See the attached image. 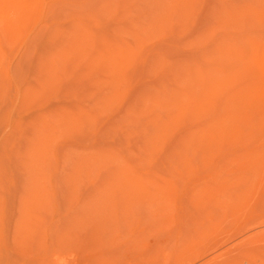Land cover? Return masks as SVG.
<instances>
[{
  "label": "rangeland",
  "instance_id": "obj_1",
  "mask_svg": "<svg viewBox=\"0 0 264 264\" xmlns=\"http://www.w3.org/2000/svg\"><path fill=\"white\" fill-rule=\"evenodd\" d=\"M189 258L264 264V0H0V264Z\"/></svg>",
  "mask_w": 264,
  "mask_h": 264
},
{
  "label": "bare ground",
  "instance_id": "obj_2",
  "mask_svg": "<svg viewBox=\"0 0 264 264\" xmlns=\"http://www.w3.org/2000/svg\"><path fill=\"white\" fill-rule=\"evenodd\" d=\"M194 256H195V255H193V256H191V257L193 258ZM191 257H190V258H191ZM195 257H196V256H195ZM190 258L188 259V261H187V259L185 260V261H187V264H190V262H191V261L189 262ZM192 260H194V259H192ZM182 262H183V261H182ZM182 264H183V263H182Z\"/></svg>",
  "mask_w": 264,
  "mask_h": 264
}]
</instances>
